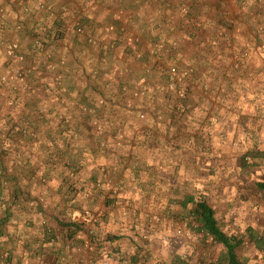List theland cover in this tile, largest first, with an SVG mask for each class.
I'll use <instances>...</instances> for the list:
<instances>
[{
	"label": "crops",
	"instance_id": "crops-1",
	"mask_svg": "<svg viewBox=\"0 0 264 264\" xmlns=\"http://www.w3.org/2000/svg\"><path fill=\"white\" fill-rule=\"evenodd\" d=\"M37 1L0 0V264H194L203 236L176 232L187 203L202 230L195 195L214 215L212 194L235 197L211 179L215 166L238 165L247 179L250 148L264 165V0ZM40 26L56 37L52 59H64L60 84L45 69L29 89L3 83L4 43L28 52ZM172 65L193 68L182 101L167 82ZM86 208L101 216L93 236Z\"/></svg>",
	"mask_w": 264,
	"mask_h": 264
},
{
	"label": "rangeland",
	"instance_id": "rangeland-1",
	"mask_svg": "<svg viewBox=\"0 0 264 264\" xmlns=\"http://www.w3.org/2000/svg\"><path fill=\"white\" fill-rule=\"evenodd\" d=\"M183 5L184 4H181L179 6L180 11ZM262 31L264 32V27L262 28ZM135 43H137V41ZM172 66H175L178 70V73L184 77V84L187 88V93L185 94L184 98H181L183 100L188 95L189 84L187 83V77L192 74L193 68L188 67L187 69H179L176 65ZM170 79L169 71H167V82H169ZM146 92V85L141 84L137 94L140 95L141 93V95L144 97ZM125 95L126 93H123V96ZM176 97L178 98V96ZM236 119L238 120V118ZM254 154L255 152H253V149L250 148L245 150L240 157L245 163H248L247 166H245L249 170L248 175H250L247 179L244 176L242 177L241 169H239L238 165H229L228 167L216 165V173L213 174L215 176L214 178H211L217 182V185L228 183L229 186L224 190L235 196L234 199L230 200L229 206L228 204L225 205L224 199L222 198L215 200V198H213L214 194H212V199L214 202L211 204L215 210V217L220 228L227 235H237L240 237L242 242L237 247V253L241 264H264V189H260L255 186V180L251 178V176H253L260 181H263L264 165L255 162L252 163L253 157L255 156ZM212 164L213 163L210 165ZM210 167L211 166H203L200 168L201 171H203L204 169H209ZM242 173L245 175L244 172ZM202 174L203 173L201 172V175ZM205 184L209 188L212 182ZM205 196V194H197L195 195V199L209 201ZM191 207V203H187L186 212L181 215L180 219L197 223L195 221H199L197 218L195 220L190 218ZM203 234H201L203 237L196 241V243L199 244L195 246L197 248L194 251L197 252L194 264H228L226 248L215 240L212 242L209 241L205 231H203ZM174 242L176 243L174 247H178V245L181 247L186 244L185 241L178 242L174 240ZM184 249L185 252L188 250H186V247Z\"/></svg>",
	"mask_w": 264,
	"mask_h": 264
},
{
	"label": "built area",
	"instance_id": "built-area-1",
	"mask_svg": "<svg viewBox=\"0 0 264 264\" xmlns=\"http://www.w3.org/2000/svg\"><path fill=\"white\" fill-rule=\"evenodd\" d=\"M30 1V0H23ZM36 7L39 9H46L48 8V5H46L45 2L38 0L36 3ZM181 11L184 14L189 13L188 12V5H183L181 7ZM3 15V12L0 10V19ZM52 26V25H51ZM74 31L76 34H84L85 30L83 25L77 24L74 26ZM88 40L91 43H94L95 41L91 36H87ZM55 35H52V32L50 30V27L46 26H40L37 27L34 32L31 33V45L29 46V51L24 52L21 50L20 44L16 40L12 41H6L5 44V53L10 57L11 59V66L9 76L3 75L1 77V80L3 83L7 82L12 79V81L17 84L18 86L29 89L31 85V80L35 75L39 74L40 71H43L44 69L46 71L54 72L53 78L55 81H57V84H60V81L62 80L63 76L60 72H56V68L58 65L64 64V59L58 60L57 62L52 59V52L49 48L51 40L55 39ZM51 39V40H50ZM136 40H133L132 38L127 39L125 41L126 45L130 47L131 49H135V43ZM169 75H170V81L168 82L169 88L178 96V99L180 101L181 98L185 97V94L187 93V88L184 84V77H182L181 74L178 73V70L175 66H170L169 69ZM66 89L62 88V91L64 92ZM141 94V93H140ZM9 104H13L17 101V98L14 96H9L7 99ZM178 107H181V102L178 103ZM47 111V106L42 105L39 109V115L43 116ZM143 117V114H141ZM160 118V116H158ZM27 122H24L22 126H18V130L23 134H28ZM100 130L98 131V135H100ZM1 167H0V173H1ZM101 171L106 175L105 181L108 183L111 189V194H114L117 192V189L119 188V185L117 182H115L112 177L109 175V171L107 168L103 167ZM98 185H100L99 181L97 182ZM81 218L86 221L87 223L91 224V227L88 228L87 232L89 235L93 236L95 234V224H97L100 221L101 216L99 214L93 213L91 209H84L81 212ZM153 218L157 219V216H153ZM190 225V226H189ZM199 226L197 223H190L187 220H184L183 223L179 224L177 227V234L180 236H183L187 240H192V238L195 236L196 232H199L198 234H203V229L199 230ZM205 234L208 236L209 241H214L213 236L210 235L205 231ZM91 241H87L86 245L90 246ZM41 264H51L49 260H42ZM121 264H133V262L126 259Z\"/></svg>",
	"mask_w": 264,
	"mask_h": 264
},
{
	"label": "trees",
	"instance_id": "trees-1",
	"mask_svg": "<svg viewBox=\"0 0 264 264\" xmlns=\"http://www.w3.org/2000/svg\"><path fill=\"white\" fill-rule=\"evenodd\" d=\"M258 187L264 188V182L259 183ZM193 202L194 212L200 217L203 230L212 235L215 241L221 243L226 248L228 264H240L236 254V249L241 244L240 238L237 235H227L220 228L212 207L205 201L198 200Z\"/></svg>",
	"mask_w": 264,
	"mask_h": 264
}]
</instances>
